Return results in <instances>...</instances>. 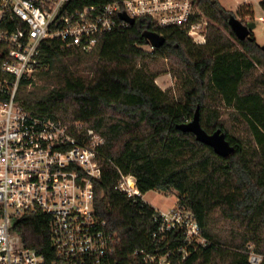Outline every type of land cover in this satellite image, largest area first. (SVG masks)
<instances>
[{
  "label": "trees",
  "instance_id": "trees-1",
  "mask_svg": "<svg viewBox=\"0 0 264 264\" xmlns=\"http://www.w3.org/2000/svg\"><path fill=\"white\" fill-rule=\"evenodd\" d=\"M116 1L123 0L71 5L83 9ZM195 2L209 21L204 45L150 19L105 33L92 52L46 41L41 60L48 69L31 86L23 80L18 90L32 115L84 122L104 137L95 210L116 234L120 264H149L136 252L165 255L175 235L164 242L154 238L160 227L155 208L117 189L119 169L136 178L143 195L176 193L177 202L194 214L208 245L185 264H249V245L264 255V51L253 32L246 40L237 38L229 25L235 13L219 0ZM260 7L264 12V0ZM247 8L237 16L256 23ZM146 32L162 35L165 44L149 51ZM165 74L176 79L174 89L157 85ZM198 108L202 128L208 134L221 129L234 147L229 157L178 129ZM11 231L47 262L57 259L50 216L18 217ZM178 241L183 244V237Z\"/></svg>",
  "mask_w": 264,
  "mask_h": 264
},
{
  "label": "built area",
  "instance_id": "built-area-1",
  "mask_svg": "<svg viewBox=\"0 0 264 264\" xmlns=\"http://www.w3.org/2000/svg\"><path fill=\"white\" fill-rule=\"evenodd\" d=\"M72 1L0 0V264H120L116 234L95 210L104 137L84 122L34 116L18 100L21 82L31 86L48 69L41 60L43 43L92 52L100 36L131 26L121 14L206 43L209 21L195 0H123L83 9H73ZM118 171L117 189L146 202L136 178ZM155 211L160 227L154 238L164 242L174 234L175 239L165 255L136 252L146 263L185 264L208 245L194 214L177 201L169 210ZM37 214L52 218L55 261L24 247L11 231L18 217ZM246 254L249 264L264 261L253 245Z\"/></svg>",
  "mask_w": 264,
  "mask_h": 264
},
{
  "label": "water",
  "instance_id": "water-1",
  "mask_svg": "<svg viewBox=\"0 0 264 264\" xmlns=\"http://www.w3.org/2000/svg\"><path fill=\"white\" fill-rule=\"evenodd\" d=\"M120 17L131 26L137 23L134 19H130L125 14H121ZM229 25L239 40L250 38L251 33L256 28V23L248 22L245 24L235 16L230 17ZM144 37L148 41L149 46L154 49H160L166 42V39L162 35L154 32H146ZM262 50L264 51V46L262 47ZM178 129L185 133L194 134L198 142L211 147L217 155L223 158L229 157L234 152V147L229 143L225 133L221 129L213 134H208L202 128L199 108L197 109L193 120L188 124L179 126Z\"/></svg>",
  "mask_w": 264,
  "mask_h": 264
},
{
  "label": "rangeland",
  "instance_id": "rangeland-1",
  "mask_svg": "<svg viewBox=\"0 0 264 264\" xmlns=\"http://www.w3.org/2000/svg\"><path fill=\"white\" fill-rule=\"evenodd\" d=\"M261 0H219L220 4L227 10L233 11L237 13V10L240 5H244L245 3L251 4L255 10L257 19L256 28L254 29L253 33L257 42L260 44L261 47L264 46V22L261 21V18H264V14L260 7ZM249 8L244 7L243 12L248 13ZM235 17L240 20V18L235 14ZM207 35V34H206ZM157 85L162 90L174 89L176 79L172 77L170 74H165L160 76L156 80ZM145 201L153 206L154 208L161 209V210H169L173 207L177 201L176 193L172 192H157L151 191L145 194Z\"/></svg>",
  "mask_w": 264,
  "mask_h": 264
},
{
  "label": "crops",
  "instance_id": "crops-1",
  "mask_svg": "<svg viewBox=\"0 0 264 264\" xmlns=\"http://www.w3.org/2000/svg\"><path fill=\"white\" fill-rule=\"evenodd\" d=\"M262 1V0H261ZM261 1H260V3H261ZM244 7H251L252 9H253V13H254V18H255V20L257 21V19L259 20V18H257L256 17V13H255V10H254V8H253V6L251 5V4H248V3H245L244 5H240L239 6V8H238V10H237V13L240 11V9H243ZM224 8V7H223ZM227 10V9H226ZM231 12H233V11H231ZM263 12V11H262ZM234 13V12H233ZM236 12H235V14H237ZM263 14H264V12H263ZM251 18L249 17V16H246L245 17V21H248V22H250L251 20H250ZM264 19V18H263Z\"/></svg>",
  "mask_w": 264,
  "mask_h": 264
}]
</instances>
